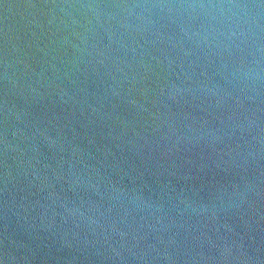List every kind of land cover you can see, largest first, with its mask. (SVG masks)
Here are the masks:
<instances>
[{
    "label": "water",
    "instance_id": "1",
    "mask_svg": "<svg viewBox=\"0 0 264 264\" xmlns=\"http://www.w3.org/2000/svg\"><path fill=\"white\" fill-rule=\"evenodd\" d=\"M0 264H264V0H0Z\"/></svg>",
    "mask_w": 264,
    "mask_h": 264
}]
</instances>
